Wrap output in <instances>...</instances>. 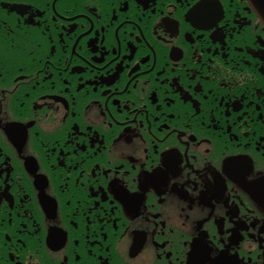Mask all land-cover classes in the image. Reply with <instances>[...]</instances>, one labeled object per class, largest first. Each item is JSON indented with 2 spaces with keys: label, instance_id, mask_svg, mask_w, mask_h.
<instances>
[{
  "label": "flooded vegetation",
  "instance_id": "af4514ba",
  "mask_svg": "<svg viewBox=\"0 0 264 264\" xmlns=\"http://www.w3.org/2000/svg\"><path fill=\"white\" fill-rule=\"evenodd\" d=\"M0 264H264L247 0H0Z\"/></svg>",
  "mask_w": 264,
  "mask_h": 264
},
{
  "label": "water",
  "instance_id": "95a60500",
  "mask_svg": "<svg viewBox=\"0 0 264 264\" xmlns=\"http://www.w3.org/2000/svg\"><path fill=\"white\" fill-rule=\"evenodd\" d=\"M259 8L260 13L264 16V0H251Z\"/></svg>",
  "mask_w": 264,
  "mask_h": 264
}]
</instances>
